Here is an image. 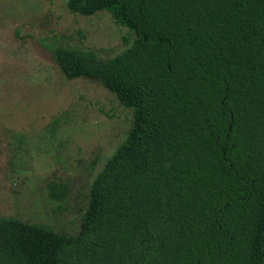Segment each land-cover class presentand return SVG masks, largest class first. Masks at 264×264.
I'll use <instances>...</instances> for the list:
<instances>
[{"label":"trees","instance_id":"obj_1","mask_svg":"<svg viewBox=\"0 0 264 264\" xmlns=\"http://www.w3.org/2000/svg\"><path fill=\"white\" fill-rule=\"evenodd\" d=\"M65 7L132 35L107 59L52 51L66 79L97 82L131 122L76 233L0 216V264H264V0Z\"/></svg>","mask_w":264,"mask_h":264},{"label":"rangeland","instance_id":"obj_2","mask_svg":"<svg viewBox=\"0 0 264 264\" xmlns=\"http://www.w3.org/2000/svg\"><path fill=\"white\" fill-rule=\"evenodd\" d=\"M65 2L0 0V216L73 235L131 112L97 82L66 79L52 51L107 59L132 35L105 12L82 17Z\"/></svg>","mask_w":264,"mask_h":264}]
</instances>
